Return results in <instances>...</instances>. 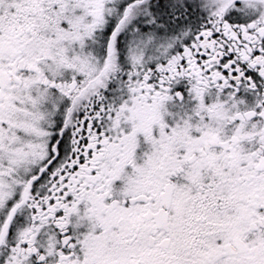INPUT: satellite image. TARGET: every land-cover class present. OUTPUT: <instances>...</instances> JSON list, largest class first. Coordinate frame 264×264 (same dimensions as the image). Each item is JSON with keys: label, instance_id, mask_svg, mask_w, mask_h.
I'll return each instance as SVG.
<instances>
[{"label": "snow or ice", "instance_id": "1", "mask_svg": "<svg viewBox=\"0 0 264 264\" xmlns=\"http://www.w3.org/2000/svg\"><path fill=\"white\" fill-rule=\"evenodd\" d=\"M0 264H264V0H0Z\"/></svg>", "mask_w": 264, "mask_h": 264}]
</instances>
